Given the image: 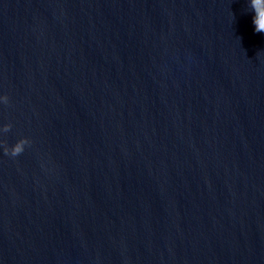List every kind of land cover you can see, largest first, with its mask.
Masks as SVG:
<instances>
[{"label": "water", "instance_id": "water-1", "mask_svg": "<svg viewBox=\"0 0 264 264\" xmlns=\"http://www.w3.org/2000/svg\"><path fill=\"white\" fill-rule=\"evenodd\" d=\"M257 15L0 0V264H264Z\"/></svg>", "mask_w": 264, "mask_h": 264}, {"label": "clouds", "instance_id": "clouds-1", "mask_svg": "<svg viewBox=\"0 0 264 264\" xmlns=\"http://www.w3.org/2000/svg\"><path fill=\"white\" fill-rule=\"evenodd\" d=\"M254 7L257 10L258 15L255 18V23L257 25L256 31L264 30V0H253ZM0 103L9 104L10 97L8 94H4L0 96ZM13 127L12 123H6L0 126V133H6ZM32 144V140L25 136L18 139L14 144H9L7 142V146L5 149V154L11 155L13 157L19 156L21 153L25 151L26 146Z\"/></svg>", "mask_w": 264, "mask_h": 264}]
</instances>
